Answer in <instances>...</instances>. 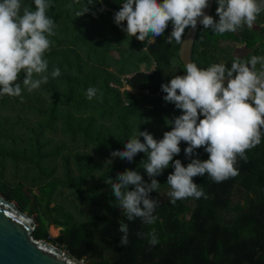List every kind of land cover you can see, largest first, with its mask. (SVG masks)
I'll use <instances>...</instances> for the list:
<instances>
[{
  "label": "trees",
  "instance_id": "16d2710c",
  "mask_svg": "<svg viewBox=\"0 0 264 264\" xmlns=\"http://www.w3.org/2000/svg\"><path fill=\"white\" fill-rule=\"evenodd\" d=\"M102 1L117 10L125 2ZM21 2L35 10L34 0ZM91 2L50 0L47 15L54 20L56 35L49 37L52 44L44 58L48 72L59 67L60 76L49 75L47 84L31 92L22 85L21 97H0V190L36 215V238L51 240L50 226L60 228V246L87 264H264V129L260 144L246 150L247 159L237 158L238 175L219 183L207 174L193 178L207 198L170 203L165 193L167 176L174 171L170 166L154 177L160 183L150 193L158 202L154 224L141 218L129 221L118 208L105 180H115L126 169L138 170L149 183L150 178L140 168L144 153L131 163L110 153L123 150L139 130L156 139L171 130L165 118L181 111L165 102L161 85L183 75L184 65L180 43L167 42L171 24L155 42H142L116 25V12L103 8L100 0ZM86 7L89 12L77 17ZM217 7L215 0L210 14L215 20ZM255 23L258 27L245 25L224 34L200 24L192 46L194 63L230 67L237 56L223 51L226 42L242 45L246 58L241 60L264 56V11ZM126 74H131L125 80L129 88L121 90ZM89 87L99 89L92 100L86 96ZM186 147L182 141L180 154L174 156L184 159V166L190 162ZM195 151L199 159L208 158L203 148ZM120 223L128 225L126 246L119 244ZM152 229L158 238L155 246L147 238Z\"/></svg>",
  "mask_w": 264,
  "mask_h": 264
},
{
  "label": "clouds",
  "instance_id": "9594fccd",
  "mask_svg": "<svg viewBox=\"0 0 264 264\" xmlns=\"http://www.w3.org/2000/svg\"><path fill=\"white\" fill-rule=\"evenodd\" d=\"M218 7L215 20L204 12L209 0H125L114 14V22L127 36L149 43L164 35L169 24L172 31L168 43L182 42L185 30H195L197 22L214 34L236 32L244 27L252 28L258 15L264 11V0H216ZM89 0V4H91ZM35 10L22 6L21 0H0V97H21L23 89L31 92L47 84L49 75L59 77V67L48 72L49 62L44 58L56 35L54 20L47 15L50 0H34ZM103 11V9H101ZM89 12L78 11L76 16ZM95 15V14H94ZM126 21V27L122 22ZM175 61H173V65ZM259 65V67H257ZM23 78L21 79V73ZM184 74L173 76L161 85L166 93L165 102L173 103L181 114L169 120L170 131L162 139L154 138L148 131L134 133L124 143V149L110 153L129 163L138 153H144L141 161L150 183L138 170L117 173L115 180L109 177L112 195L129 221L141 218L145 224H154L153 215L157 200L150 193L156 192L160 183L154 177L163 174L168 167L174 171L167 176V193L170 203L188 197L207 198L204 191L193 181L194 177L207 174L217 183L238 175L237 158L247 159L246 150L261 142L264 129V56L252 55L247 60L236 57L231 66L223 62L199 68L194 62L184 65ZM99 89L89 87L86 96L92 100ZM103 94L100 93L102 99ZM143 137V142L141 141ZM185 142L184 166L179 159L180 143ZM203 148L206 160L198 158L195 150ZM196 157V158H193ZM129 186H133L129 190ZM122 233L119 244H128V225L120 223ZM149 243L155 246L158 238L155 229L147 233ZM73 264L78 262L73 258Z\"/></svg>",
  "mask_w": 264,
  "mask_h": 264
},
{
  "label": "water",
  "instance_id": "95a60500",
  "mask_svg": "<svg viewBox=\"0 0 264 264\" xmlns=\"http://www.w3.org/2000/svg\"><path fill=\"white\" fill-rule=\"evenodd\" d=\"M100 2L109 11H119L107 7L102 0ZM214 2L209 0V6L204 9L207 15L211 14ZM199 28L198 19L195 30L189 27L185 31L178 53L183 65L194 62L192 46ZM37 227L36 216L23 211L16 201L9 199L0 190V264H73L74 257L69 252L46 239L34 236Z\"/></svg>",
  "mask_w": 264,
  "mask_h": 264
},
{
  "label": "rangeland",
  "instance_id": "374dc122",
  "mask_svg": "<svg viewBox=\"0 0 264 264\" xmlns=\"http://www.w3.org/2000/svg\"><path fill=\"white\" fill-rule=\"evenodd\" d=\"M258 27L257 26V23H254L253 27ZM223 51H227L229 53H231L233 56H237V57H244L246 58V56L244 55V52H243V47L241 44H238V43H232V42H226L224 43L223 45ZM225 53V52H224ZM112 54H115L117 55L116 52H112ZM141 69L145 70V65L142 64L141 66ZM147 70H150V69H147ZM131 76V74H126V75H122L121 76V79L123 81V85L121 86V90L125 89V88H129L128 85L125 84V80L127 78H129ZM114 85V84H112ZM182 163H184V159L181 160ZM170 190V189H169ZM167 190L165 193H168ZM165 191V190H164ZM36 193H38L37 190H35ZM36 216V215H35ZM37 218V217H36ZM60 232H61V229L60 228H57L55 226H50L49 228V234H50V239L51 240H48L49 242H52L53 244H56L58 246H60L59 242L57 241V239L60 237ZM47 240V239H46ZM53 241H56V243H54ZM60 247H62L64 250L65 249V246L64 245H61ZM67 251V250H66ZM68 252V251H67ZM80 262H82V264H87V262L85 260H81Z\"/></svg>",
  "mask_w": 264,
  "mask_h": 264
},
{
  "label": "built area",
  "instance_id": "2783aa9c",
  "mask_svg": "<svg viewBox=\"0 0 264 264\" xmlns=\"http://www.w3.org/2000/svg\"><path fill=\"white\" fill-rule=\"evenodd\" d=\"M153 70V68L151 67L150 70H147L148 73H150ZM147 91V90H146Z\"/></svg>",
  "mask_w": 264,
  "mask_h": 264
}]
</instances>
